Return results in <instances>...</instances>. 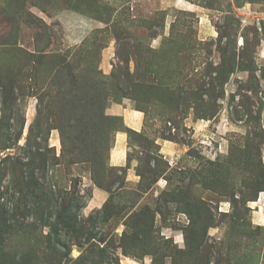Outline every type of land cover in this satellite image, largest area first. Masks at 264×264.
Masks as SVG:
<instances>
[{"label": "rangeland", "instance_id": "rangeland-1", "mask_svg": "<svg viewBox=\"0 0 264 264\" xmlns=\"http://www.w3.org/2000/svg\"><path fill=\"white\" fill-rule=\"evenodd\" d=\"M42 55L63 57L62 75L27 62ZM16 61L22 88L5 98ZM123 101L139 130L109 113ZM100 113L120 120L97 168L81 160L100 150ZM119 133L123 167L110 160ZM0 174V201L33 208L0 215V264H264V0H0ZM42 184L78 199L80 219L99 215L80 224L92 237L61 236L55 206L35 212Z\"/></svg>", "mask_w": 264, "mask_h": 264}, {"label": "trees", "instance_id": "trees-1", "mask_svg": "<svg viewBox=\"0 0 264 264\" xmlns=\"http://www.w3.org/2000/svg\"><path fill=\"white\" fill-rule=\"evenodd\" d=\"M29 55L31 57H35L32 54H29ZM42 59H47V57L45 55H42V56H39L37 60L29 58L27 62L32 61L34 63L35 70L36 69H40L42 66H46V69H47V66H48V68H54L55 71L57 72L56 74L61 73V75H62V70H63V68H65V67H62V64L63 63L65 64V59L63 57L62 58L56 57V61H54L51 58L46 63H44L42 61ZM232 59L233 58L231 57L230 58V66L231 67H233V60ZM243 59H244V56H243ZM13 63H14V65H12L10 67L11 71H10V75H9L11 77V79H12V82L10 83V86L8 88L5 87V89L3 90V92L8 94V95H5V98L13 97L10 94L14 95L16 88L18 90L22 88V86L19 84V77H20L19 75L21 74V71H20L21 70V67H20L21 64L18 61L13 62ZM67 67H71V65L67 64ZM46 69H44L43 71L41 70L42 73H45ZM37 76L38 75H36V77ZM78 76L79 75H74L73 78L76 80V78ZM30 79L34 80L35 78H30ZM33 84H34V86L32 87V89L35 88V86H39L38 81L36 79L34 80ZM38 90H40V89H38ZM39 99H40L39 102H41V103L44 102V96L39 97ZM90 112H97V111H93L90 108L89 113ZM39 113H40V111H39ZM100 114H101V117H100ZM100 114H99V116L97 118L98 119L97 122L95 120V123H94L95 125H97V128L95 129V131L98 133V140H99L98 145L100 147V150H98V153H96L93 158L87 157V158L81 160V161H85L86 163H89L92 166H96V167L98 166V163H97L96 159L103 154V150L106 147L107 138L110 135V127L107 124H109L110 122L115 124V121H119L120 120V118H118V117L110 118V117H107L103 113H100ZM25 126H26V118L23 115H22V120H20V126H19V130H17L18 131L17 133L12 135L11 134L12 125L10 124L8 126V130L6 131V135H5V139L7 140L8 143H7V145H5L3 147V150H6L8 148H12L14 146V142H17L18 140H20L23 137ZM33 126L34 125L30 126V131H32V127ZM30 131H29V134L27 135V146L29 148V152L31 153L32 148L35 146V145L32 144V142H33V140H36V138H35V135L32 134L33 131H32V133ZM63 136H64V134H63ZM69 139H70V136H68L67 140H69ZM37 143H39V142H37ZM66 148H68V147L65 145V149ZM36 153H37V151L35 153H32V154H36ZM38 154H40V152H38ZM41 154L45 155L46 153H41ZM4 160H7V161L15 160L14 163L21 162L20 161V155L12 156L11 154H8ZM48 160L49 159L46 160V163H47ZM46 163L44 161V164H46ZM23 166H25V168H23ZM20 167H21V171H22V174H23V175H21L22 179H24V176H26L28 179H32V178L35 177L36 166L34 165V163H32V162H31V164L30 163H26V165L21 163ZM97 168H100V167H97ZM122 170L124 171V169H122ZM1 175L2 174H0V182H1L2 177H3ZM13 177H14V171H13ZM28 179L26 181L24 180V181H21V182H23V184L29 183ZM21 182H20V185L23 188V190H22V195H23L24 192L28 188H31V187L28 186V187L24 188ZM15 188H16V186H15ZM61 192H63V191L62 190H58L57 191V193H61ZM34 193H36V192H34ZM1 194H3V193H1ZM38 196L41 197L42 199L45 198V200L49 199V202H48V204L47 203L43 204L44 207L46 208V211H44L43 208L41 207L37 211H35V209H34L35 212H38L39 210H41V214H45V213L49 212L50 210H52V208H51L52 206H55L56 209L58 208L56 210L57 221L55 223V226H56V230L61 227V230H62L61 233L62 232L64 233L63 235L61 233H59L61 236L76 237L77 240H80L81 234L82 235H87L88 237H92L93 233L91 232L90 227L86 225L87 227L85 226V227H82V229H81L80 228V224L81 223H86V222H89V223L90 222H94L95 226H96V220H99V218H98L99 215L90 216V217H88L85 220L80 219L78 217L79 216V208L82 207V204L78 202V199L74 200L72 202V204L64 203L63 198H62V201L59 202V200H60L59 198H61V197H59V195H57L54 191H52L48 185L46 186V185H43V184H42V187H41L40 194L37 192L36 195H34L35 198L38 197ZM0 198H1V196H0ZM23 210L25 212L23 214L21 212V214H22L21 215L19 212L16 211V209H14V208L10 209L9 207H6L5 204H3L0 201V215L1 214L3 215V223L4 224H8L11 220L18 221V217H20V216H22L21 219L24 220V218H26L28 215L31 214V212H33L32 206L28 207V208H24ZM15 211L17 212V216H16ZM19 223L22 224L23 221L20 220ZM77 226H78V230H76ZM80 246H81V244H80Z\"/></svg>", "mask_w": 264, "mask_h": 264}, {"label": "crops", "instance_id": "crops-1", "mask_svg": "<svg viewBox=\"0 0 264 264\" xmlns=\"http://www.w3.org/2000/svg\"><path fill=\"white\" fill-rule=\"evenodd\" d=\"M109 113L114 115H121L125 124L134 130H139L143 125L144 117L142 112L136 109L134 104L130 101H123L122 103H113L112 105H109ZM127 156L128 147L126 144L125 135L123 133H119L117 141L111 150V165L116 167L125 166L127 163ZM99 190L100 192L98 193V196L106 198V192L101 189Z\"/></svg>", "mask_w": 264, "mask_h": 264}]
</instances>
